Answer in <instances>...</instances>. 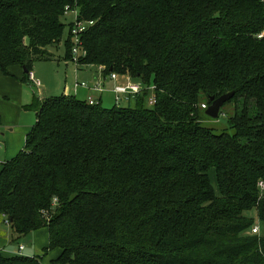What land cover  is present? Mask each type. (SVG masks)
Masks as SVG:
<instances>
[{"label":"trees","instance_id":"obj_1","mask_svg":"<svg viewBox=\"0 0 264 264\" xmlns=\"http://www.w3.org/2000/svg\"><path fill=\"white\" fill-rule=\"evenodd\" d=\"M68 6L93 22L79 66L156 90L113 109L36 97L0 171L5 224L46 228L52 264H264V0H0V69L73 59ZM231 92L219 131L201 106Z\"/></svg>","mask_w":264,"mask_h":264},{"label":"crops","instance_id":"obj_2","mask_svg":"<svg viewBox=\"0 0 264 264\" xmlns=\"http://www.w3.org/2000/svg\"><path fill=\"white\" fill-rule=\"evenodd\" d=\"M85 70L92 72L95 79L92 84L98 82L103 88V91L99 93L88 88H75L74 86V90H66L65 95H73L79 100L87 102L92 98L93 93H96L98 94V99L96 100H99L102 105L103 95L107 91L104 85L110 79L109 81L112 82V88L110 89H112L111 92L115 95L116 99L114 90L117 85L125 82L124 78L113 80L109 75H104L102 70L96 67L76 69L78 72ZM31 73L33 74L35 82L30 78V74L25 73L24 69L20 66L9 68L8 73H4L0 69V143L2 145L0 149V169L5 163L14 159L24 150L27 138L37 122V113L28 110L26 107L30 106L36 97L43 100L54 96L37 80L33 68ZM78 81L79 79L77 78L76 82ZM37 83H39V86ZM33 86L37 87L38 90L36 91ZM2 218L4 219V217ZM8 227L12 232L11 227ZM6 240V234L0 231V250L3 254L5 250L2 247L8 246ZM20 246L24 245L21 244ZM25 250L26 248L20 252L18 248L17 253L14 255H23Z\"/></svg>","mask_w":264,"mask_h":264},{"label":"rangeland","instance_id":"obj_3","mask_svg":"<svg viewBox=\"0 0 264 264\" xmlns=\"http://www.w3.org/2000/svg\"><path fill=\"white\" fill-rule=\"evenodd\" d=\"M73 13L69 12L64 16V23H66V31L68 33L69 24L73 20ZM54 58L51 61H42L36 62L33 65L34 74L39 82L43 84V87L47 88L52 95L55 97H60L63 94H66V90L70 89V91L74 90V86L76 84L77 78L80 83L92 84L95 79L92 75V72L89 70L85 71H76V69H82L84 67L76 66V63L73 59L64 60V48L53 49ZM61 58V59H60ZM77 67V68H76ZM108 79L106 81V85H104L105 89H107L106 93L103 95L102 106L105 109H113L116 107L115 95L111 92L112 82ZM33 88L37 91V87L33 86ZM93 99H98V94L93 93L91 96ZM120 106L126 107L127 103H121ZM205 109V113H206ZM225 112L227 117L230 114L231 107L226 106L222 108V113ZM226 115H221L217 119H212L214 121L219 122L218 126H212L219 131L229 129L226 123ZM230 130V129H229ZM228 130V131H229ZM230 132V131H229ZM1 171V169H0ZM212 182L216 186L215 174H212ZM217 188V187H216ZM0 231L6 234L7 247H2L5 250L4 255L9 257L15 256L18 248L21 244H23L26 248L23 257H37L42 259L43 264H52L53 260H56L60 254V251L52 250L47 252V248L49 245V235L48 230L46 228L38 230L37 232L31 233L21 239H17V237L10 231V228L5 224L4 219L0 216ZM17 239V240H16Z\"/></svg>","mask_w":264,"mask_h":264},{"label":"built area","instance_id":"obj_4","mask_svg":"<svg viewBox=\"0 0 264 264\" xmlns=\"http://www.w3.org/2000/svg\"><path fill=\"white\" fill-rule=\"evenodd\" d=\"M66 11L67 13L71 12L73 13L74 17H73V21H72V26H71V36L73 39V48H72V56H73V61L76 63V66L79 67V59L81 57V48H82V36L86 33V31L88 30L89 27H91L93 25V22H85L83 20L80 19L79 17V12L78 9L74 8L72 9L71 7H66ZM264 36V33L260 36V38H262ZM77 68V67H76ZM111 77V79L113 80H119L120 78H124L125 82L120 83L119 85L116 86L115 88V93H116V105L120 106V104L123 102L127 103L128 101H130L131 99L135 98L136 96L140 95L144 90H150V91H155V87L154 86H149L146 87L141 83L138 82H134L132 81V79L128 76H121L118 75L116 73H112L109 75ZM30 78L32 80H34L33 78V74L30 73ZM35 82V80H34ZM37 85L39 86V83H37ZM88 88L91 89L93 91H98L99 93L103 91V88L101 87V85L96 82L94 84H87V83H80L79 81L76 82L75 84V88ZM90 105H100V101L90 98L87 101ZM156 103V97L155 95H152L149 101V105L152 106ZM202 109H208L207 105L203 104L201 106ZM1 133V130H0ZM2 145L0 143V149H1ZM259 227H255L253 229L254 233H258L259 232ZM25 249L24 246H20L19 247V251L22 252Z\"/></svg>","mask_w":264,"mask_h":264},{"label":"water","instance_id":"obj_5","mask_svg":"<svg viewBox=\"0 0 264 264\" xmlns=\"http://www.w3.org/2000/svg\"><path fill=\"white\" fill-rule=\"evenodd\" d=\"M25 73H28V70L24 68ZM234 97V93H228L223 96H221L218 99H212V104L208 107L206 110L207 116H209L212 119H217L220 116V112L222 108L225 106V104L230 101Z\"/></svg>","mask_w":264,"mask_h":264}]
</instances>
